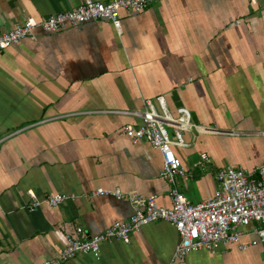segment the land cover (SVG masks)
I'll return each mask as SVG.
<instances>
[{"label":"crops","instance_id":"0c3cea01","mask_svg":"<svg viewBox=\"0 0 264 264\" xmlns=\"http://www.w3.org/2000/svg\"><path fill=\"white\" fill-rule=\"evenodd\" d=\"M83 1L0 0V33ZM120 19L119 33L108 20L37 30L0 53V264H42L76 227L91 236L129 219L126 198L89 197L97 189L156 196L170 208L159 152L123 133L140 120L110 112L142 111L163 96L174 114L177 92L196 127L174 149L190 174L176 187L192 203L212 197L219 169L264 163V0H160ZM29 191L75 198L31 212ZM177 242L160 221L65 264H167ZM180 264H264V245L193 252Z\"/></svg>","mask_w":264,"mask_h":264},{"label":"built area","instance_id":"2783aa9c","mask_svg":"<svg viewBox=\"0 0 264 264\" xmlns=\"http://www.w3.org/2000/svg\"><path fill=\"white\" fill-rule=\"evenodd\" d=\"M160 0H110L95 2L84 0L72 10L56 13L41 19L27 18L10 30L0 33V53L34 37L35 31L55 34L66 27L77 28L89 22L108 20L120 32L121 12L141 13ZM255 3L256 0H251ZM112 114L138 118L140 124H126L123 133L133 144L147 142L161 156L159 177L169 185L170 208L160 207L156 196L144 197L139 194L124 195L119 190L97 189L89 197L126 198L132 205L133 214L128 220L115 222L102 232L83 236V229L65 235L64 246L57 257L42 264H65L80 255L97 256L103 243H128L132 233L143 226L156 222L173 225L178 242L167 264H180L190 253L206 251L217 253L221 247L236 246L245 251L257 244L264 245V163L254 170L245 171L230 166L215 173L216 189L211 198L192 203L177 189L176 177L188 178L175 153V148L184 145V132L196 127L190 123L189 115L183 108H176L172 114L165 98L158 96L143 102L142 111H114ZM169 129V131H168ZM199 167L206 169L210 162L206 154L200 155ZM29 211H35L42 204L54 208L75 196L53 194L43 200L29 191ZM83 236V237H82ZM244 238H249L244 241Z\"/></svg>","mask_w":264,"mask_h":264},{"label":"water","instance_id":"95a60500","mask_svg":"<svg viewBox=\"0 0 264 264\" xmlns=\"http://www.w3.org/2000/svg\"><path fill=\"white\" fill-rule=\"evenodd\" d=\"M171 99L175 105V108H183L182 106V103L180 102L179 100V97L177 95V92L176 91H172L171 92Z\"/></svg>","mask_w":264,"mask_h":264},{"label":"rangeland","instance_id":"374dc122","mask_svg":"<svg viewBox=\"0 0 264 264\" xmlns=\"http://www.w3.org/2000/svg\"><path fill=\"white\" fill-rule=\"evenodd\" d=\"M168 131H169V129H168ZM170 132V131H169ZM199 169H201L200 167H199Z\"/></svg>","mask_w":264,"mask_h":264}]
</instances>
